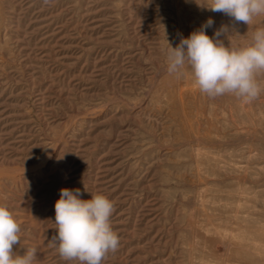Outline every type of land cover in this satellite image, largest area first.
I'll use <instances>...</instances> for the list:
<instances>
[{
	"label": "rangeland",
	"instance_id": "374dc122",
	"mask_svg": "<svg viewBox=\"0 0 264 264\" xmlns=\"http://www.w3.org/2000/svg\"><path fill=\"white\" fill-rule=\"evenodd\" d=\"M208 0H0V205L14 255L63 260L60 190L114 202L120 243L102 264H264V92L202 95L168 43L230 18ZM264 15L236 25L246 47ZM264 88V73L256 76Z\"/></svg>",
	"mask_w": 264,
	"mask_h": 264
},
{
	"label": "clouds",
	"instance_id": "9594fccd",
	"mask_svg": "<svg viewBox=\"0 0 264 264\" xmlns=\"http://www.w3.org/2000/svg\"><path fill=\"white\" fill-rule=\"evenodd\" d=\"M201 6L223 13L230 22L222 24L210 37L206 29L212 28L214 21L209 18L188 38H181L176 47L168 43L167 72L181 76L187 65L198 91L209 99L231 94L246 103L255 101L264 92L256 79L257 74L264 73V28L256 30L253 42L242 48L225 46L221 37L235 31L236 25H249L254 17L264 15V0H208L207 6ZM81 195L80 189L60 190L54 205L57 234L51 242L63 260L102 264L120 243L110 220L114 202L99 193H90L87 200ZM19 232L20 225L12 213L0 205V264H33L36 260V249L14 255L12 249L20 242Z\"/></svg>",
	"mask_w": 264,
	"mask_h": 264
}]
</instances>
